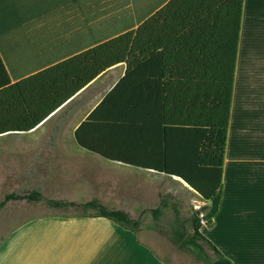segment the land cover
I'll use <instances>...</instances> for the list:
<instances>
[{"label": "crops", "instance_id": "0c3cea01", "mask_svg": "<svg viewBox=\"0 0 264 264\" xmlns=\"http://www.w3.org/2000/svg\"><path fill=\"white\" fill-rule=\"evenodd\" d=\"M17 1L21 2L17 5ZM17 1L0 0V54L12 81L137 27L168 0H142L141 7L133 0ZM19 4L21 16L14 6ZM126 69V62L107 68L33 129L0 133V201L11 193L49 188L57 193L53 199L83 203L96 199L90 188L96 184L97 172L110 179L114 167L156 171L107 158L76 138L77 127ZM50 123L53 129H44ZM132 153L140 156V149ZM63 187L72 192L63 195L59 190ZM126 196L120 193L117 198ZM215 197L213 223L204 224V234L235 264H264V0L243 4L222 187ZM16 200L5 201L0 218H17L15 211L4 210ZM152 201L148 194L140 195V217L146 207L142 203ZM88 213H42L34 216L40 226L18 230L16 221H9L3 230L0 227V235H11L0 244V264H159L146 244L152 235L148 229L141 227L140 234L146 236L138 239L137 232ZM20 231L38 237L22 241L17 236Z\"/></svg>", "mask_w": 264, "mask_h": 264}, {"label": "trees", "instance_id": "16d2710c", "mask_svg": "<svg viewBox=\"0 0 264 264\" xmlns=\"http://www.w3.org/2000/svg\"><path fill=\"white\" fill-rule=\"evenodd\" d=\"M244 0H168L137 27L12 81L0 54V133L30 130L107 68L126 62L124 76L77 127L78 142L101 155L183 178L204 199L222 187L224 153ZM140 149V156L133 154ZM38 190L8 199L41 200ZM50 206L92 209L138 232L140 218L97 199ZM164 200V206H167ZM171 239L205 264H235L202 227L179 219ZM155 220L162 208L152 209ZM156 226V224L154 225ZM212 250L214 256H211Z\"/></svg>", "mask_w": 264, "mask_h": 264}, {"label": "rangeland", "instance_id": "374dc122", "mask_svg": "<svg viewBox=\"0 0 264 264\" xmlns=\"http://www.w3.org/2000/svg\"><path fill=\"white\" fill-rule=\"evenodd\" d=\"M142 0H133L134 4H139ZM161 1V0H160ZM112 2V1H110ZM52 123L47 124L44 129H53ZM119 168V169H118ZM114 167L112 171V178L108 179V176L104 177V174L97 172L95 175V185L90 188L93 191V197L99 201L110 200L114 203H102L110 207L120 208L127 211L133 218H140L142 221V227L149 230L152 234L148 238L146 243L152 254L158 260L159 264H205L201 259H198L195 254L178 247L171 239L175 228L178 226L177 215L174 206L179 209V219L182 225L186 229H191L192 217L195 213L200 217H206L208 220H212L215 208H217V197L211 201L204 199L194 188L189 187L186 183L166 173L150 170H141L135 167ZM101 183H106V187L101 186ZM57 189V188H54ZM32 190H38L41 192V200H27L18 199L10 202L4 208L8 212H16L17 218L9 220L6 217L0 218V227L2 230L8 226L9 221H16L17 230L20 227L40 226L36 215L47 213L51 211H65L69 213H83L91 212L92 209H85L83 206H73L69 208H57L50 206L47 200L54 198L57 193L49 188H33ZM60 192L68 196L67 194L72 192V188L63 187L59 188ZM109 190L113 192L110 194ZM27 189V193L30 192ZM127 195L125 199H118V195ZM109 194V196H108ZM153 197L154 201L151 203H142L144 206V214L140 217V195H147ZM129 199V201L127 200ZM65 200V199H64ZM119 200V201H118ZM127 200V201H126ZM164 200L167 201V206H164ZM78 203V202H76ZM85 203V202H83ZM82 204V203H80ZM161 207L162 214L159 219L155 220L153 214L150 212L151 207ZM135 212V213H132ZM35 216V217H34ZM34 217V218H33ZM106 220L111 224L115 223L107 218ZM213 221V220H212ZM208 222V221H207ZM206 222V224H207ZM156 224V226H154ZM205 224V223H204ZM206 227L204 231H206ZM32 232L20 231L18 238L32 240V238L38 237L32 235ZM138 233V239H145V234ZM36 234H38L36 232ZM39 235V234H38ZM10 236L4 237L0 235V244L6 243ZM17 242L18 241L17 239ZM211 256H214L212 250H209Z\"/></svg>", "mask_w": 264, "mask_h": 264}, {"label": "bare ground", "instance_id": "6f19581e", "mask_svg": "<svg viewBox=\"0 0 264 264\" xmlns=\"http://www.w3.org/2000/svg\"><path fill=\"white\" fill-rule=\"evenodd\" d=\"M16 1H17V0H16ZM161 1L163 2L164 0H161ZM19 2H21V1H19ZM19 2L17 1V2H15V4L18 5ZM106 2H107V1H106ZM119 2H120V1H119ZM123 3H124V2H123ZM104 4H105V3H104ZM124 4H125V3H124ZM132 4H133V3H132ZM17 5H14V6L19 7V8H15V9H19V10H17L18 15H19V11L22 10V7H20V4H19V6H17ZM146 5H147V4H146ZM118 7H119V6H118ZM127 7H128V6H127ZM140 7H141V6H140ZM20 8H21V9H20ZM23 8H24V7H23ZM134 8H135V7H134ZM12 9H13V8H12ZM126 10H127V9H126ZM136 10H137V9H136ZM136 10H135V11H136ZM143 10H144V9H143ZM152 10H153V9H152ZM138 11H139V10H138ZM147 11H148V10H147ZM147 11H146V12H147ZM20 13H21V12H20ZM22 13H23V12H22ZM24 13H25V11H24ZM135 13H136V12H135ZM140 13H141V11H140ZM143 13H144V12H143ZM130 14H131V13H130ZM130 14H129V15H130ZM19 16H21V14H20ZM137 16H138V14H137ZM142 16H143V15H142ZM142 16H140V17L142 18ZM113 17H114V16H113ZM132 17H133V16H132ZM140 17H139V18H140ZM144 17H145V16H144ZM18 18H19V17H18ZM40 18H41V17H40ZM40 18H39V19H40ZM111 18H112V17H111ZM128 18H130V17H128ZM20 19H22V18H20ZM29 19H31V18H29ZM29 19H28V20H29ZM142 19H143V18H142ZM23 20H24V19H22V21H23ZM25 20H27V19H25ZM137 20L140 21V19H137ZM20 21H21V20H20ZM135 21H136V20H135ZM23 22H24V21H23ZM28 22H29V21H28ZM31 22H32V23H35V22H33V21H31ZM131 22H132V21H130L129 23H131ZM64 23H65V22H64ZM64 23H63V24H64ZM137 23H138V22H137ZM12 24H13V23H12ZM16 24H17V22H16ZM16 24H14L13 26H14V27L17 26ZM37 24H38V23H37ZM1 25H2V24H1ZM21 25H22V22H21ZM24 25H25V23H24ZM27 25H28V24H27ZM14 27H13V28H14ZM26 27H27V26H26ZM85 27H86V26H85ZM1 28H2V27H1ZM1 28H0V29H1ZM13 28H11V29H13ZM101 28H102V27H101ZM19 29H20V28H19ZM24 29H25V28H24ZM27 29H28V28H27ZM30 29H31V28H30ZM33 29H34V28H33ZM102 29H104V28H102ZM102 29H101V30H102ZM9 30H10V29H9ZM112 30H114V29H112ZM13 31H15V30H13ZM17 31H18V29H17ZM29 31H30V30H29ZM34 31H35V30H34ZM3 32H4V31H3ZM8 32H9V31H8ZM11 32H12V31H11ZM24 32H25V31H24ZM1 33H2V32H1ZM1 33H0V34H1ZM26 33L28 34L29 32H26ZM13 35H14V33H13ZM21 35H22V34H21ZM100 35H101V34H100ZM11 36H12V35H11ZM31 36H32V35H31ZM27 38H28V37H27ZM0 42H1V40H0ZM2 43H3V42H2ZM2 43H0V45H1ZM7 53H8V52H7ZM11 53H12V52H11ZM12 63H13V62H12ZM33 67H34V66H33ZM11 69H12V68H11ZM18 69H19V68H18ZM24 70H25V69H24ZM176 177H178V176H176ZM178 178H180V177H178ZM180 179H181V178H180ZM181 180L184 182L183 179H181Z\"/></svg>", "mask_w": 264, "mask_h": 264}, {"label": "built area", "instance_id": "2783aa9c", "mask_svg": "<svg viewBox=\"0 0 264 264\" xmlns=\"http://www.w3.org/2000/svg\"><path fill=\"white\" fill-rule=\"evenodd\" d=\"M203 223H206V220H202Z\"/></svg>", "mask_w": 264, "mask_h": 264}, {"label": "water", "instance_id": "95a60500", "mask_svg": "<svg viewBox=\"0 0 264 264\" xmlns=\"http://www.w3.org/2000/svg\"><path fill=\"white\" fill-rule=\"evenodd\" d=\"M181 178V177H180ZM181 179H183V178H181ZM184 180V179H183ZM185 181V180H184ZM186 182V181H185ZM187 183V182H186ZM188 184V183H187ZM189 185V184H188ZM193 188V187H192Z\"/></svg>", "mask_w": 264, "mask_h": 264}]
</instances>
